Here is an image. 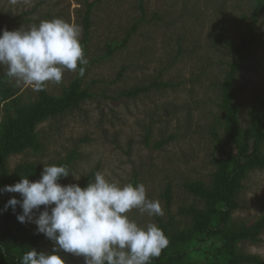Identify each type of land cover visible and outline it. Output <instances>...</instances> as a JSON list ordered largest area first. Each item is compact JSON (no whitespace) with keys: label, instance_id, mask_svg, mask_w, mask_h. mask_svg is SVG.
Listing matches in <instances>:
<instances>
[{"label":"rangeland","instance_id":"rangeland-1","mask_svg":"<svg viewBox=\"0 0 264 264\" xmlns=\"http://www.w3.org/2000/svg\"><path fill=\"white\" fill-rule=\"evenodd\" d=\"M138 1H97L92 14L93 53L98 52L97 46L104 47L106 39L115 37L121 40L125 36L131 24L141 17ZM142 1L147 19L139 25L132 41L106 63L101 66L93 65L84 79L90 81L104 78L109 82L117 77L123 66H126L122 80L110 87L104 84L107 93L114 94L120 89L148 85L161 68L169 65L167 57L176 53L178 35H184L185 48L189 47L192 50L191 55L181 56L162 74V79L174 81L190 79L191 72L196 70V64L200 63L201 58H204L205 63L213 62L207 74L208 78H204L201 84L185 81L176 89L154 88L134 98L122 97L117 101L108 99L101 107L96 106L97 103L93 101L84 105L91 113L85 120L82 118V113L76 111L71 115L59 117L57 121H46L38 127L39 130H47L44 132L45 135L43 134L47 137L45 150L41 153L27 151L12 155L9 158V167L13 169L19 163L26 161H35L42 170L45 165H55V161L64 157L67 150L86 131L91 140L80 144L79 151L84 158L78 161L73 174L67 180V185L79 181L73 175L80 179L87 171H91L93 164L98 161L102 163L99 172L120 185L130 183L133 180V168H138L140 171L138 184L145 185L149 199L160 201L164 212L163 216H149L138 209L127 213L129 218L140 226H146L148 223L158 224L157 217L168 218L165 200L160 196L168 182L172 183L173 189L170 212L174 215L173 222L178 223L184 221L179 208L194 201V197L190 196L183 187L184 178L210 181L212 166L209 152L212 141L206 133V126L210 123L212 113L218 112V107L213 102L218 90L211 86L226 75V70L229 68L226 62L231 61L234 55L222 43H219L220 47L215 46L219 28L222 27V21L215 10L218 0ZM252 1L227 0L225 11L227 27L224 35L236 43H240L243 36L249 33L248 26L251 20L242 17L245 13L250 15ZM37 2L38 0H0V16L8 13L16 16L30 11ZM56 3H58L57 7L54 6ZM80 6L76 0H50V4L41 7L34 15L41 16L47 12L51 13V10L54 12L64 8L67 12L65 20L82 27L81 18L76 12L77 7ZM191 11L196 16H192ZM155 12L162 15V20H151ZM34 15L25 18L29 19ZM32 26L35 25L5 17L0 21V34L4 29L28 30ZM256 30L257 41L254 50L236 76V99L242 106L241 121L244 126L248 124L249 110L255 98L264 93V12L260 14ZM5 71L6 69L0 66V74H4ZM76 73L78 71L65 70L64 85H67ZM12 81L20 88L23 102L36 98L38 91L18 83L13 78ZM46 89L53 95L61 94L62 85L49 82ZM95 89L98 90L99 86ZM102 128L109 134L118 131L122 133L125 141L131 140L134 143L132 163L128 160L130 157L127 158L119 149L115 150L109 141H104L99 134ZM147 131L150 133L152 143L170 135H174V138L162 149L152 150L142 142ZM244 184L245 189L241 194L243 208L235 212L234 220L251 225L264 215V170L251 171ZM2 194L4 197L9 196V193ZM15 195L17 199H22L19 193ZM17 207L19 213H22L19 205ZM38 214L36 212V215ZM261 237L262 242L257 244L244 242L240 244V249L246 253L258 254L264 259V232ZM53 246V242L50 241L44 243L43 248L48 251ZM64 253L66 264H85L83 256Z\"/></svg>","mask_w":264,"mask_h":264},{"label":"trees","instance_id":"trees-1","mask_svg":"<svg viewBox=\"0 0 264 264\" xmlns=\"http://www.w3.org/2000/svg\"><path fill=\"white\" fill-rule=\"evenodd\" d=\"M80 7L76 12L81 18L82 38L85 56L89 63L83 77L76 73L75 77L64 85L62 80L61 94H51L45 89L38 91L35 99L22 101L20 88L3 73L0 74V188L6 185H13L23 177L31 181H37L41 177L42 169L35 161L19 163L11 169L9 158L12 155H19L27 151L41 153L45 150L44 132L39 130L42 123L59 117L71 115L76 111L82 113L85 120L90 116V112L84 105L93 101L96 106L101 107L106 100L117 101L122 97L134 98L140 94L158 89H176L183 85L185 81L200 83L207 74L213 62L205 63L201 58L196 64V70L191 72L190 79L174 81L172 79L163 80L162 74L171 68L184 54L191 55L192 50L185 48L184 35H178L176 39V53L168 55L169 65L161 68L158 75L148 85H136L127 89H120L114 94H109L105 90L104 84L108 87L122 80L126 66L119 71L117 77L106 82L104 78L86 81V77L93 65L106 63L113 56L127 47L132 41L139 25L146 21L147 12L143 1L139 0L141 17L136 19L127 29L125 36L106 39L104 47H98V52L93 53L92 43V14L97 1L100 0H76ZM227 0L216 2V12H218L222 27L219 28L218 38L215 46L222 43L234 55L231 61L226 62L228 69L223 79L212 83L213 88H217L218 93L215 105L218 112L212 113L210 123L206 126V133L212 141L209 152L212 171L210 181L201 179L184 178L183 187L185 191L194 197L193 203L179 208V212L184 216V221H174V215L170 212L173 202L172 183L168 182L161 197L165 200V209L168 218L157 217L158 226L163 230L169 240L168 246L162 251L158 258H153L149 264H264V259L253 253H246L240 249V244L251 242L254 244L262 242L261 235L264 232V215L259 217L251 225L238 223L234 220V214L243 208L241 194L245 189L244 181L248 174L254 170H264V93L255 98L249 110L248 124L244 126L241 121L242 106L236 99L235 85L237 73L241 70L244 62L248 60L254 50L257 41V24L260 14L264 12V0H253L252 11L244 14L242 18L251 20L249 33L243 36L240 43L234 42L224 35L226 30V4ZM50 4V0H38L36 5L24 13L13 16L11 13L0 16V21L5 17L10 20L32 23L38 26L43 20L62 18L65 20L67 12L64 8L41 16L34 15L41 7ZM55 7L58 3L54 4ZM196 12H199L196 10ZM28 15H34L26 19ZM192 16H196L191 11ZM205 15V14H204ZM152 21L162 20V15L153 13ZM66 21V20H65ZM70 22V21H68ZM172 24V23H171ZM223 63V62H222ZM96 86L99 89L96 90ZM111 113H114L111 111ZM211 115V112L209 113ZM116 117V116H114ZM88 119V118H87ZM103 119V118H101ZM81 121V120H80ZM99 134L104 141L110 142L115 150H121L128 157L130 163L133 162L134 143L125 141L122 133L118 131L109 134L104 128ZM44 134V135H43ZM174 135L164 137L152 143L150 133L147 131L143 137L144 145L152 150L162 149ZM90 136L84 131L82 135L67 150L64 157L55 161V165L67 167L70 175L74 172L78 161L84 158L79 151L80 144L88 142ZM87 158V157H86ZM101 161H98L91 171H87L78 183L81 187H86L89 182H93L95 174L100 171ZM139 169L134 167L130 183L138 184ZM69 175V176H70ZM61 178L59 183L67 185L71 177ZM15 193H9L4 197L0 193V264H19L24 252L30 249L37 251L51 252L53 248L46 251L44 243L50 242L44 234L36 232V225L30 223H20L17 220L18 207L14 213L11 208L4 211V206ZM44 208V206H43ZM61 255L66 259L64 252Z\"/></svg>","mask_w":264,"mask_h":264},{"label":"clouds","instance_id":"clouds-1","mask_svg":"<svg viewBox=\"0 0 264 264\" xmlns=\"http://www.w3.org/2000/svg\"><path fill=\"white\" fill-rule=\"evenodd\" d=\"M82 31L62 18L43 20L28 30L4 29L0 34L4 75L35 91L44 90L49 82L62 83L65 70L83 77L89 61ZM69 175L64 165H45L39 180L23 177L0 188V193H19L22 198L13 196L4 211L11 208L15 213L19 205L22 213L17 220L34 223L36 232L54 245L51 252L34 248L24 252L19 264H66L61 252L83 256L85 264H149L161 255L169 244L163 230L155 223L140 226L127 215L133 209L164 215L160 201L147 197L143 183L120 185L101 172L86 187L59 183Z\"/></svg>","mask_w":264,"mask_h":264}]
</instances>
